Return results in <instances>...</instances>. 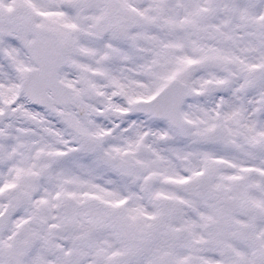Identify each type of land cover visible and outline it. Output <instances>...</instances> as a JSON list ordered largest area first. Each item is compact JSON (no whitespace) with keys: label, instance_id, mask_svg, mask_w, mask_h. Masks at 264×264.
<instances>
[{"label":"snow or ice","instance_id":"1","mask_svg":"<svg viewBox=\"0 0 264 264\" xmlns=\"http://www.w3.org/2000/svg\"><path fill=\"white\" fill-rule=\"evenodd\" d=\"M0 264H264V0H0Z\"/></svg>","mask_w":264,"mask_h":264}]
</instances>
